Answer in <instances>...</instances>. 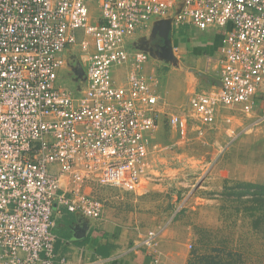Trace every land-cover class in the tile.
<instances>
[{"label":"built area","instance_id":"1","mask_svg":"<svg viewBox=\"0 0 264 264\" xmlns=\"http://www.w3.org/2000/svg\"><path fill=\"white\" fill-rule=\"evenodd\" d=\"M168 18L177 35H220L205 58L218 85L189 97L193 117L232 124L230 110L253 133L264 123V0H0V264H70L57 250L58 207L99 220V189L138 191L167 89L163 67L132 44ZM73 48L86 68L76 92L64 84ZM168 122L187 136L184 114ZM155 241L150 232L145 245Z\"/></svg>","mask_w":264,"mask_h":264},{"label":"rangeland","instance_id":"2","mask_svg":"<svg viewBox=\"0 0 264 264\" xmlns=\"http://www.w3.org/2000/svg\"><path fill=\"white\" fill-rule=\"evenodd\" d=\"M154 29L147 28L134 40L137 48L154 49L153 61L163 67L162 85L170 92L154 132L151 169L136 192L97 191L106 205L97 230L106 234L109 252L113 247L120 257L147 254L152 264H264V221L254 228L247 205L223 196L225 186L240 191L236 181L264 185V123L244 133L250 120L230 110L224 114L234 117L232 124L223 116L212 126L199 123L189 97L195 91L214 90L217 74L205 72L198 51L172 50V58L164 60L161 48L167 45ZM174 34L172 29V47L179 38ZM204 36L212 35L199 32L192 40L201 45ZM79 57L77 48L67 54L64 84L75 92L86 79L76 72ZM168 113L188 118L185 138L169 124ZM150 232L156 235L153 247L145 245Z\"/></svg>","mask_w":264,"mask_h":264},{"label":"crops","instance_id":"3","mask_svg":"<svg viewBox=\"0 0 264 264\" xmlns=\"http://www.w3.org/2000/svg\"><path fill=\"white\" fill-rule=\"evenodd\" d=\"M199 32H201V31H198V30L193 29V28L192 29L187 28V29L183 30L182 32H180L179 35H177L176 33L174 34V32H173V34L179 37L178 39L175 38V40L178 41L177 44L180 47V52H183V50H185V51L188 50L189 52L198 51V53H195V54H199V56H202L203 59H205L207 55L211 54L213 51H216L220 47V45H221L220 35L217 32L209 31V32H211L212 36L209 37L208 39H206V36H204L203 39H205V40H203V44L197 45V43H194V41L192 39ZM209 32H207V33H209ZM174 44H176V43H174ZM132 47L137 49V46L135 43L132 44ZM204 69H205V63H204ZM205 72H206V70H205ZM217 85H218V76H217ZM169 93L170 92L167 89L166 98L169 97L168 96ZM166 98H165V103H167ZM162 113H165V112L162 111ZM169 114L170 113H168V115ZM245 119H246V121L248 120L247 118H245ZM64 184L65 185L68 184L67 179L64 180ZM59 208H61V217L58 216L56 218V224L60 225V227H62V228L66 227L65 226L66 224H64L65 222H67L69 225L66 229V233H64L63 231H62L61 235L56 233L59 237V240L57 242V250L63 256H66L67 258H69L70 264H77L81 258L87 259V258L94 257L96 255V247L94 244L95 239H99V238L103 239V242H105L107 240L106 234L97 230L98 227H97L96 221H98V220H91L89 218H85L87 221L90 222V229H89L88 233L86 234L85 238L89 234H92L93 237H92V240L90 242H87L84 245H79L77 243L78 241L73 239V236L75 234V228L78 225L77 216H76L77 214L70 213L69 211H67L63 207H58V209ZM54 232H55V230H54ZM63 234L64 235L70 234V238L69 239L64 238ZM61 236H62V238H61ZM84 239H82V240H84ZM82 240H79V241H82ZM123 254H125V253H123ZM119 255L121 256L122 254L116 253V251L112 247V249L110 251V257L105 258V259H107L108 264H152V261L147 254L142 255V254L138 253V255L134 258H132L131 254H127V253L123 257H120Z\"/></svg>","mask_w":264,"mask_h":264},{"label":"trees","instance_id":"4","mask_svg":"<svg viewBox=\"0 0 264 264\" xmlns=\"http://www.w3.org/2000/svg\"><path fill=\"white\" fill-rule=\"evenodd\" d=\"M234 183L236 185L235 188L240 191L234 193V191H232L234 188L231 189L229 186H225L223 196H234L237 198L241 206L247 205L245 207V210L249 212L250 216L253 218V220H255L256 224H254V228L257 229L256 226L264 221V185L244 181H236ZM246 196L247 198H244ZM64 224H66V227L64 228L60 227V225H57L54 229L55 233L59 235L62 234V231L66 233V229L69 224L67 222H65ZM63 237L69 239L70 234H63ZM92 237V234H89L84 240L78 241L77 243L79 245H84L87 242H90L92 240ZM94 244L96 247L97 256H101L103 258L110 257L109 245L107 244V240L103 242V239H95Z\"/></svg>","mask_w":264,"mask_h":264},{"label":"water","instance_id":"5","mask_svg":"<svg viewBox=\"0 0 264 264\" xmlns=\"http://www.w3.org/2000/svg\"><path fill=\"white\" fill-rule=\"evenodd\" d=\"M154 28H155L154 32L155 33L159 32V34L165 39V43L168 46V49H167V46L161 48V50L163 52H165L164 54H161V56L163 57L164 60H170L172 58L171 52L173 50V47L171 46V40L169 39V34H170V31L172 30V21L170 19L159 21V22L154 24ZM137 49L148 53L152 59L155 58V56H153L154 55V49L153 48L152 49H150V48H145V49L137 48ZM77 67H78V69L76 71L77 75L85 76V70L82 67V65L80 63H78ZM76 216H77L78 225L75 228V234L73 236V239L76 241H79V240L84 239L86 234L88 233V231L90 229V222L87 221L85 219V217L81 214H77Z\"/></svg>","mask_w":264,"mask_h":264},{"label":"flooded vegetation","instance_id":"6","mask_svg":"<svg viewBox=\"0 0 264 264\" xmlns=\"http://www.w3.org/2000/svg\"><path fill=\"white\" fill-rule=\"evenodd\" d=\"M157 45V44H156Z\"/></svg>","mask_w":264,"mask_h":264}]
</instances>
